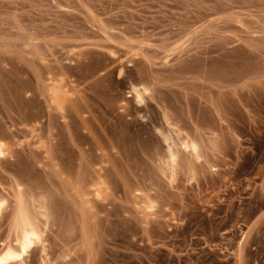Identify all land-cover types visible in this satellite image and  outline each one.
Wrapping results in <instances>:
<instances>
[{"label":"rangeland","instance_id":"1","mask_svg":"<svg viewBox=\"0 0 264 264\" xmlns=\"http://www.w3.org/2000/svg\"><path fill=\"white\" fill-rule=\"evenodd\" d=\"M0 140L22 264H264V0H0Z\"/></svg>","mask_w":264,"mask_h":264},{"label":"bare ground","instance_id":"2","mask_svg":"<svg viewBox=\"0 0 264 264\" xmlns=\"http://www.w3.org/2000/svg\"><path fill=\"white\" fill-rule=\"evenodd\" d=\"M131 90L134 94L135 100L141 102L143 100V92L146 89L133 86L131 87ZM54 100L55 99L53 98V101ZM166 121L168 123L167 118ZM172 131L176 135V141L178 140L177 142L171 136V132V134L160 132L162 140L166 144L165 152L167 159L166 162H164V172H166V175L168 176L167 178L171 182L174 180V176L176 174L178 154L181 150L188 152L187 154L194 156L196 160L201 158V149L199 148L197 142H195L193 139H190L187 135L180 136L181 134L178 132V130L172 129ZM8 152L9 151L7 150L6 145L0 140V160L5 158ZM97 179L98 178L96 177V180ZM91 185L92 184H90V186ZM92 190H94L91 192L93 193L92 196H95L98 199L100 195L99 187H96ZM22 192L23 191L21 188L17 186L11 201H8L7 198L0 196V218L4 216L6 211H8V224L13 230V239L10 241L6 240V242L2 241L0 243V264H22L24 261V256L28 255V252L31 251L36 245L40 244L43 249L45 248L42 238L43 231L40 227L45 224L47 219V210H45L46 208L44 209V206H41V204L40 206H34L33 203L28 202ZM145 208L147 210L149 206H145Z\"/></svg>","mask_w":264,"mask_h":264}]
</instances>
